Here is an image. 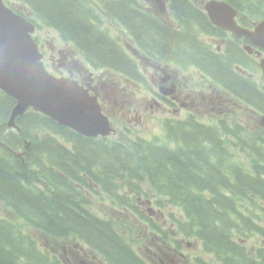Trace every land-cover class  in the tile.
<instances>
[{
	"label": "trees",
	"instance_id": "obj_1",
	"mask_svg": "<svg viewBox=\"0 0 264 264\" xmlns=\"http://www.w3.org/2000/svg\"><path fill=\"white\" fill-rule=\"evenodd\" d=\"M30 1L65 38L76 41L94 65L141 78L133 60L98 31L91 23L95 16L84 13L76 0ZM225 1L246 12L255 7L264 10V0ZM172 8L182 30L170 29L129 6L128 0L108 5L114 16L134 30L138 44L148 53L195 65L264 114V87L235 67H243L244 50L228 43L223 51H216L204 42L202 34L220 35L190 0H172ZM15 103L0 90V201L11 215L0 214V264H21V258L33 264H60L56 257L50 261L43 242L25 227L39 230L43 240L55 244L75 234L100 251L108 264H147L117 233L111 219L96 216L89 199L92 194L101 195L119 209L139 213L138 196L144 193L141 183L145 181L182 209L188 218L179 225L181 233L195 236L219 264H264V246L251 250L245 244L252 234L264 240V225L243 210L257 198L264 200V141L250 166L232 164L223 133L240 138V126L230 127L224 119L212 126L189 118L170 126L168 137L176 141V147L136 139L133 152L105 137L83 136L38 112L18 116V129L9 127Z\"/></svg>",
	"mask_w": 264,
	"mask_h": 264
},
{
	"label": "rangeland",
	"instance_id": "obj_2",
	"mask_svg": "<svg viewBox=\"0 0 264 264\" xmlns=\"http://www.w3.org/2000/svg\"><path fill=\"white\" fill-rule=\"evenodd\" d=\"M5 1L8 5L13 6L31 18H34L32 12L37 13L39 11L38 7H36V5L30 0H24L26 7L19 2L20 0ZM85 1H87L98 14V22H100V27L97 28L98 31L113 39L118 46L119 44L124 46L139 65H144L145 62L141 61V58L131 51L130 45H133V43L124 32L123 27L107 16L95 0ZM192 1L200 7H203L208 0ZM167 2L168 1L166 0L165 8H160L155 3H153L152 6L156 9V16L171 22L170 8L167 7ZM242 10L246 12V8L242 7ZM263 13L264 10H262L261 7H255L252 12L248 10V13H246L247 20L249 17L251 20L257 18L256 16H261ZM41 17L46 20L43 15H41ZM127 27L133 38L137 41L134 30L129 26ZM47 28L48 30L37 32L36 35L38 38L45 41V37L47 36L57 37L59 40L56 44L62 46V38L59 35H56L54 29ZM202 39L211 44L214 48H217L221 42L219 38L203 36ZM48 45L49 43L47 46ZM71 48L76 49L74 46ZM78 55V59L75 60L76 55L71 51L69 53V58L65 59L64 63L69 64L70 62L77 61L83 73L92 72L97 77H101L103 74L105 75V79L110 82L111 86V83L116 82L118 84L120 80H122V82L119 83V86L124 84L123 82L125 78L123 76L111 71L109 72L107 70L93 68L91 65H88L79 52ZM56 59L59 60L61 58L57 55ZM64 67L67 70V67ZM172 70L178 73L181 77V83H179L178 87L181 88L184 93L189 94L187 100L188 106H186L185 109H183V105L181 108L177 107V112L175 113L176 106L172 108V104L169 103V105L165 107L160 105V110H158L156 108L157 105L155 106L153 101L152 95L155 92L153 93L152 86L150 87L152 92H148V90L141 86L127 85L126 89L130 95V101L124 110H120V105L111 109L116 99L112 94H107L106 96L107 111L111 114L112 123L115 129L112 138L117 140L120 139L126 144H129L134 135L137 137L145 135L147 139H152L157 135L161 137L160 139L163 143L166 142V139L169 142V137L165 135L164 121L167 118L172 119V116H175L176 119L185 120L187 119V114L193 112L205 123L216 124L218 119L221 118L224 119L225 123L230 127L235 128L240 126V138L230 137L228 134L225 135V133H223V136L228 140L226 145L228 149L227 151L230 155L229 163L250 166L257 157V149L264 141V128L261 126L260 114L238 98L225 93L217 86L215 87L196 69L177 70V67L172 65ZM164 75L165 73H161V76ZM146 76L147 77H144L146 81V84L144 85L145 87L148 86V81L151 85L149 73L146 74ZM253 80L260 85H264L262 72L254 76ZM155 91L159 92L160 89H156ZM136 110H140V114H137ZM174 143L175 142H172V145ZM142 189L144 193L138 196V210L141 212L138 215L125 209L116 208L115 210L113 206L111 207L109 203L106 202V199L104 201L101 199H93L91 210L96 214L111 217L117 233L133 244L143 255L148 253L146 247L149 243L147 241L152 236L155 237L156 234H160L167 243L172 239V247L176 248V254L174 257L180 258L181 252L187 255L188 259H181V262H184V264H200L199 259H202L204 262L211 263L212 261L214 264H219L217 259H215V256L210 255L204 250L201 242L196 240L195 236L184 235L181 233L179 225L180 223H185L188 217L183 213L180 207L170 204L165 198L158 196L149 188L147 183L143 184ZM247 205L246 208H243L244 212L264 225V200L257 198L254 202L248 203ZM142 213H146V215L142 216ZM0 214L3 216H11L9 212L6 211L1 201ZM145 216L150 217L151 220L147 221ZM154 223L157 224L158 228H154ZM42 242L43 247L50 248L49 242L46 243L47 241L45 240H42ZM245 244L249 249L254 250L259 246H264V240L252 234L246 238Z\"/></svg>",
	"mask_w": 264,
	"mask_h": 264
},
{
	"label": "water",
	"instance_id": "obj_3",
	"mask_svg": "<svg viewBox=\"0 0 264 264\" xmlns=\"http://www.w3.org/2000/svg\"><path fill=\"white\" fill-rule=\"evenodd\" d=\"M205 9L213 24L237 37H247L264 50V20L252 30L237 22L238 10L226 1L209 0ZM33 29L30 22L15 15L0 0V89L17 101L8 124L14 126L28 106H35L83 136H108L111 124L97 97L77 82L53 77L46 71L28 34ZM260 67L264 74V56ZM261 124L264 127V116Z\"/></svg>",
	"mask_w": 264,
	"mask_h": 264
},
{
	"label": "flooded vegetation",
	"instance_id": "obj_4",
	"mask_svg": "<svg viewBox=\"0 0 264 264\" xmlns=\"http://www.w3.org/2000/svg\"><path fill=\"white\" fill-rule=\"evenodd\" d=\"M237 19L238 20L241 19L242 22L245 21V25L247 27H251L254 25L253 20L250 19L247 20V14L238 12ZM219 31H220L219 34H221L222 36L219 38L221 42L218 45V50L222 48L223 44L232 43L238 45V47L242 48L246 54V57L242 58V62H241L243 64V68L245 69L242 71V73L250 76L251 78L256 76L258 74L259 60L261 58L260 56L264 55L263 49L260 46L254 44L247 37L244 36L237 37L233 33L221 28H219ZM250 62L252 63L250 64ZM67 66H68L69 74L72 75V70H69V68L70 69L77 68L76 63L73 62L68 64ZM156 72L158 73V71ZM59 73L62 74L63 72L59 71ZM89 79L90 81L88 83H90L91 87L96 90V88L93 87L92 85L93 78L89 76ZM179 79L180 78L176 74L174 75V78L170 83V85L172 86V94L170 97L171 102L173 101L176 103L175 99H177L178 101L181 100V95L183 91L178 88ZM120 82H122V80H120ZM124 82L127 83L126 80H124ZM257 84L260 85L259 83ZM125 88L126 87H122V89ZM180 104L186 105L185 102H180ZM145 219L147 221L151 220L150 217H145ZM147 242L149 243L148 246L146 247V249L148 250V254L143 255L147 264H184V262H181V259L182 258L188 259L187 255L183 252L180 253V258L174 257L176 254V248L172 247V239H170V242L167 243V241L164 240L160 234H156L155 237L152 236ZM85 244L86 243H84V245ZM84 245L83 244L81 245V243L77 241L76 238L73 236L64 239L62 246V253H60L58 256L60 257V263L61 264H107L103 260H101L97 255H95L86 245L85 246ZM25 264H33V263L27 262Z\"/></svg>",
	"mask_w": 264,
	"mask_h": 264
},
{
	"label": "bare ground",
	"instance_id": "obj_5",
	"mask_svg": "<svg viewBox=\"0 0 264 264\" xmlns=\"http://www.w3.org/2000/svg\"><path fill=\"white\" fill-rule=\"evenodd\" d=\"M203 36H206V37H210V38H220L219 36H215V35H206V34H202L201 35V38L203 37ZM112 71V70H111ZM112 72H114V73H117V74H119L120 75V72H115V71H112ZM121 76V75H120ZM119 83H120V81L118 82V85H119ZM124 84L122 85V86H119L121 89H122V87H126L127 85H128V83H125V82H123ZM153 140H157L159 143H162L163 144V142H162V140L160 139V138H155V139H153ZM165 179V178H164ZM169 188V187H168ZM168 199V198H167ZM86 246H87V244H85ZM88 247V246H87ZM89 248V247H88ZM89 249H91V248H89ZM20 261H22L21 262V264H25V263H27V261L23 258V259H20ZM34 264H36V263H34ZM46 264V263H45Z\"/></svg>",
	"mask_w": 264,
	"mask_h": 264
}]
</instances>
